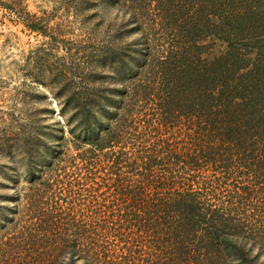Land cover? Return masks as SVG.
I'll list each match as a JSON object with an SVG mask.
<instances>
[{"label":"trees","instance_id":"1","mask_svg":"<svg viewBox=\"0 0 264 264\" xmlns=\"http://www.w3.org/2000/svg\"><path fill=\"white\" fill-rule=\"evenodd\" d=\"M91 1L122 10L120 32L94 50L89 84L58 90L67 129L39 160L19 150L0 264H264V50L246 70L203 44L263 30L264 0ZM181 12L195 18L173 23L183 40L153 42Z\"/></svg>","mask_w":264,"mask_h":264},{"label":"rangeland","instance_id":"2","mask_svg":"<svg viewBox=\"0 0 264 264\" xmlns=\"http://www.w3.org/2000/svg\"><path fill=\"white\" fill-rule=\"evenodd\" d=\"M106 2L0 0V184H5L0 185V206L4 209L8 206L6 196L15 190L21 192L24 187L23 171L27 162L19 150L29 147L31 157L27 160H39V154L58 139L60 130L67 129L65 118L59 114L58 90L89 84L93 80L90 71L94 66L91 62L94 50L120 32L118 26L109 27L118 15L119 21L124 18L122 10ZM5 4L13 9H4ZM192 6L191 9L197 11V20H214L212 15H202L198 11L202 8L197 4ZM207 10L209 12V7ZM17 16H23V21ZM193 19L183 12L167 18L172 24L164 25L161 32L156 31L153 42L160 45L164 40L169 44L183 40L185 31L173 23ZM29 21L40 24L43 29L28 31L25 24ZM243 26L244 23L239 24L238 29L226 34L223 40L207 37L203 44L211 51V56L235 55L237 59L231 60L235 68L245 66L250 70L260 64L257 57L259 51L263 54L264 48H259L261 44L255 46L254 41L262 37L264 29L258 30L261 27L255 26L252 28L255 30L245 31ZM241 33L245 35L246 53L238 43L242 42ZM99 82L105 87L111 86L109 79ZM262 83L264 85V77ZM67 96L69 93L62 98ZM9 182L13 191L6 187Z\"/></svg>","mask_w":264,"mask_h":264}]
</instances>
